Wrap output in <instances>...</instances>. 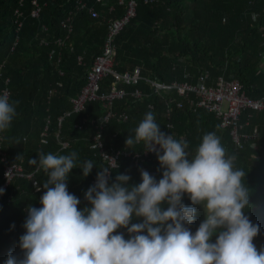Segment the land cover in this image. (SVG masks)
Wrapping results in <instances>:
<instances>
[{
	"label": "trees",
	"instance_id": "1",
	"mask_svg": "<svg viewBox=\"0 0 264 264\" xmlns=\"http://www.w3.org/2000/svg\"><path fill=\"white\" fill-rule=\"evenodd\" d=\"M86 1L96 3V0ZM38 2L41 12L37 20L32 17L33 0H0V95L8 88L9 101H19L10 128L0 131V187L5 183L7 165L22 169L21 175L14 177L8 187L0 188L3 189L0 193V264H4L9 252L18 258L23 256L19 238L26 231L23 227L26 209L29 205L42 206L40 197L45 191L42 185L47 174L29 160L38 159L41 152L67 155L75 151L78 167L68 175L67 190L80 200L78 209L90 207L84 193L95 183L100 168L106 167L100 149L93 147L94 137L100 133L102 151L108 155L143 154L146 151L143 142L127 146L125 139L128 135L134 136L133 130L148 111L153 112L160 131L188 142L186 151L190 159L201 137L208 132L221 138L227 154L236 155L235 167L246 171L243 182L249 189V207L244 214L260 227L253 238L257 250L264 247V111L243 113L241 123L250 121L246 132L258 129V136L243 149H237L230 131L221 127L215 113L192 107L176 90L159 95L146 79L133 85L109 74L101 80L99 94L110 91L117 83L118 88L129 93L138 88L142 98L128 94L116 99L117 115L108 123L103 122L107 110L98 99L87 101L81 112L63 116L73 108L71 99L78 97L87 84V74L105 47L108 26L83 10L74 17L69 33L62 24L75 8L76 0ZM106 2L118 10L115 17L122 15L125 4H119V0ZM137 3L136 17L116 38L114 70L118 73L139 66L145 77L166 83H195L201 75H208L206 85H215L218 77L224 75L228 80L239 81L248 98H264V60L261 58L264 0H154L150 4L137 0ZM97 5L100 11L108 8ZM18 9L24 15L20 33ZM19 37L20 43L15 48ZM59 40L64 41L63 45L58 44ZM180 101H183L182 107L177 105ZM167 111H170V120L166 118ZM47 127L44 143L42 134ZM86 160L94 164L85 177L80 167ZM140 170L148 171L157 181L162 178L163 169L157 157L143 156L136 165L132 157L122 156L109 183L123 173L130 176L129 185H137L141 182ZM182 202L196 208L195 219L187 225L194 234L205 219L203 207L192 205L187 194L182 196ZM166 208L167 204H162V209ZM142 220L133 216L130 225ZM117 233L129 238L125 228H118L113 234ZM216 235L210 238L211 242H215Z\"/></svg>",
	"mask_w": 264,
	"mask_h": 264
},
{
	"label": "clouds",
	"instance_id": "2",
	"mask_svg": "<svg viewBox=\"0 0 264 264\" xmlns=\"http://www.w3.org/2000/svg\"><path fill=\"white\" fill-rule=\"evenodd\" d=\"M18 103L0 95V131L10 128ZM133 131L125 145L143 142L146 151L156 154L162 178L157 181L140 170L137 185H129L130 176L123 173L109 183L118 164L105 156L110 164L100 168L84 193L90 207L83 209L67 190L68 175L78 167L75 151L41 152L38 159L29 160L47 174L42 206L27 207L26 231L19 238L23 256L9 252L4 264H264V247L258 251L253 243L260 227L244 214L249 207L246 171L235 167L236 155L227 154L221 138L205 133L190 159L188 142L160 131L152 111ZM93 164L84 161L83 176ZM184 194L205 213L194 234L187 225L195 219L196 208L184 205ZM162 204H167L166 210ZM133 216L142 217V222L130 225ZM118 228H125L129 238L113 234Z\"/></svg>",
	"mask_w": 264,
	"mask_h": 264
},
{
	"label": "built area",
	"instance_id": "3",
	"mask_svg": "<svg viewBox=\"0 0 264 264\" xmlns=\"http://www.w3.org/2000/svg\"><path fill=\"white\" fill-rule=\"evenodd\" d=\"M153 2L154 0H145L146 4H150ZM96 3L108 8L100 11L95 5L90 4L86 0H76L75 8L70 11L68 18L62 24L63 29L68 30L69 33H71L72 21L74 17L77 16V13L84 10V12H87L88 15H90L93 19L102 20L108 26L105 47H103L102 54L95 59L92 68L89 70L87 74V84L83 88L82 92L78 97L71 99L73 108H71L70 111L64 112L63 116H67L72 112H81L85 109L87 101L98 99L102 101L103 106H105L107 110L103 122L108 123L112 119L116 118L117 114L114 109V102L116 99H121L128 94L134 96L135 98H142L143 93L138 88L129 93L124 89L118 88L117 83L113 85L110 91L99 94L98 91L101 80L109 74H115L123 82L131 83L133 85H137L140 80L146 79L151 83L154 92L159 95L176 90L179 95L184 97L192 107L205 108L215 113L217 118L221 121V127L230 131V136L237 149H243L244 145L247 142L257 138L258 129H254L253 132H246V128L250 127V121L248 120L245 123H241V116L243 115V113L249 110L264 111V98L260 100H252L248 98L244 92L243 85L237 80H228L223 75L218 77L215 85H206L205 80L208 79V75H201L195 83H166L145 77L142 74V70L139 66H136L133 70L125 71L123 73H118L116 70H114L117 54L116 38L131 23L132 19L136 17L138 3L137 0H119V4H125V9L122 15L120 13L118 17L114 16V13H116L118 10L114 5H111V3L108 4L106 0H96ZM33 5L34 8L32 10V17L38 20L40 17L41 6L38 0H33ZM23 16V11L18 9L16 11V17L17 24H19V33L24 26V22L22 21ZM44 29L45 27L43 28V30ZM19 43L20 37L17 40L15 48L19 45ZM63 43V40L58 41V44L60 46L63 45ZM262 45L264 48V40L262 42ZM52 54L50 55L51 59L53 58ZM261 58L262 60H264V49L261 54ZM81 61L82 58L79 57V62L81 63ZM5 94L10 98L11 92L8 88H5L2 91V95ZM177 105L178 107H182L183 101L178 102ZM63 116L59 119V124L62 121ZM170 116V111H167L166 118L168 120H170ZM168 128L171 129L172 125L169 124ZM47 135L48 127L42 134L44 143L47 142L45 140ZM97 136H99L100 138L98 148L100 149L103 161H105L106 163V167L109 166L110 160L105 156L114 158L117 164L118 160H120L122 156L132 157L136 165H138V163L142 160L143 156L157 157L154 152L150 151H145L143 154L134 155L128 152H119L116 156L108 155L106 153H103L102 151L100 133ZM97 136L94 137V141L96 143H98ZM66 145L67 144H62L63 147H65ZM3 160H6L5 157ZM113 170H111L110 172L109 181L112 178ZM20 172H22L21 167H17L15 165H7L4 171L5 183L0 188L8 187L14 177L21 175Z\"/></svg>",
	"mask_w": 264,
	"mask_h": 264
},
{
	"label": "crops",
	"instance_id": "4",
	"mask_svg": "<svg viewBox=\"0 0 264 264\" xmlns=\"http://www.w3.org/2000/svg\"><path fill=\"white\" fill-rule=\"evenodd\" d=\"M90 4L95 5L98 8V5L96 3H90Z\"/></svg>",
	"mask_w": 264,
	"mask_h": 264
},
{
	"label": "rangeland",
	"instance_id": "5",
	"mask_svg": "<svg viewBox=\"0 0 264 264\" xmlns=\"http://www.w3.org/2000/svg\"><path fill=\"white\" fill-rule=\"evenodd\" d=\"M247 96V95H246ZM248 97V96H247Z\"/></svg>",
	"mask_w": 264,
	"mask_h": 264
}]
</instances>
